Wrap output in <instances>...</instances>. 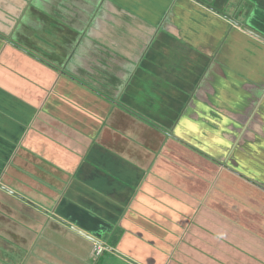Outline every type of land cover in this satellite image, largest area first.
<instances>
[{
    "label": "crops",
    "instance_id": "obj_1",
    "mask_svg": "<svg viewBox=\"0 0 264 264\" xmlns=\"http://www.w3.org/2000/svg\"><path fill=\"white\" fill-rule=\"evenodd\" d=\"M249 31L264 0H0V264H264Z\"/></svg>",
    "mask_w": 264,
    "mask_h": 264
},
{
    "label": "water",
    "instance_id": "obj_2",
    "mask_svg": "<svg viewBox=\"0 0 264 264\" xmlns=\"http://www.w3.org/2000/svg\"><path fill=\"white\" fill-rule=\"evenodd\" d=\"M230 20L233 21L232 19H230ZM233 22H234V21H233ZM235 23H236V22H235ZM236 25L242 27V25L239 24V23H236ZM249 32H250L251 34H253L255 37H257V38H259L260 40L264 41V37H262V36H260V35H258V34H256V33H254V32H251V31H249ZM77 231H78V233L81 234L83 237H85V238H87V239H89V240H91V241H93V242H98L97 240H95V238L91 237L89 234H87V233H85V232H82V231H80V230H78V229H77Z\"/></svg>",
    "mask_w": 264,
    "mask_h": 264
},
{
    "label": "built area",
    "instance_id": "obj_3",
    "mask_svg": "<svg viewBox=\"0 0 264 264\" xmlns=\"http://www.w3.org/2000/svg\"><path fill=\"white\" fill-rule=\"evenodd\" d=\"M103 252H104V250L102 248L97 249V254H102Z\"/></svg>",
    "mask_w": 264,
    "mask_h": 264
},
{
    "label": "rangeland",
    "instance_id": "obj_4",
    "mask_svg": "<svg viewBox=\"0 0 264 264\" xmlns=\"http://www.w3.org/2000/svg\"><path fill=\"white\" fill-rule=\"evenodd\" d=\"M247 8H248L249 10L251 9L250 6H248ZM250 15H251V14H250ZM240 173H242L241 170H240ZM258 173L261 174V171H258ZM254 180H255V179H254ZM244 194H245V193H244ZM245 195H246V194H245ZM245 195H244V196H245ZM245 197H246V196H245ZM1 257H2V256L0 255V258H1Z\"/></svg>",
    "mask_w": 264,
    "mask_h": 264
},
{
    "label": "clouds",
    "instance_id": "obj_5",
    "mask_svg": "<svg viewBox=\"0 0 264 264\" xmlns=\"http://www.w3.org/2000/svg\"><path fill=\"white\" fill-rule=\"evenodd\" d=\"M101 248H102V249L104 250V252H105V249H104L103 247H101ZM97 249H98V248H97ZM97 249H96V252H97ZM104 252H103V253H104ZM103 253H102V254H103ZM102 254H100V255H102Z\"/></svg>",
    "mask_w": 264,
    "mask_h": 264
},
{
    "label": "trees",
    "instance_id": "obj_6",
    "mask_svg": "<svg viewBox=\"0 0 264 264\" xmlns=\"http://www.w3.org/2000/svg\"><path fill=\"white\" fill-rule=\"evenodd\" d=\"M261 181H264V178H260Z\"/></svg>",
    "mask_w": 264,
    "mask_h": 264
}]
</instances>
